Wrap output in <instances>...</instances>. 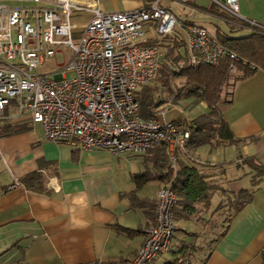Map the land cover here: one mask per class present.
Wrapping results in <instances>:
<instances>
[{"label": "crops", "instance_id": "obj_1", "mask_svg": "<svg viewBox=\"0 0 264 264\" xmlns=\"http://www.w3.org/2000/svg\"><path fill=\"white\" fill-rule=\"evenodd\" d=\"M143 1L123 0L122 9ZM206 1L193 0L194 7L176 4L196 14L202 13ZM238 7L242 16L264 24V0H238ZM204 12L230 26L229 15L212 3ZM75 17L81 26L91 11ZM202 107L205 112V103ZM220 109L238 140L221 144L212 140L197 148L198 167L207 174L225 171L220 180L224 187L234 192L251 190V200L238 212H230L225 233L204 264H264V179L252 186L249 168L242 164L249 156L264 164V70L234 80ZM157 116L185 118L171 107ZM145 155L55 143L39 124H31L26 114L18 115L9 107L0 120V264H129L154 221L162 184L151 179L136 188L132 177L145 169ZM230 161L241 169L240 176H227L225 165ZM34 172L41 175L44 190H30L21 182ZM131 192L137 205L129 198ZM219 196L213 197L211 209L204 214L215 213ZM177 223L169 249L148 264L171 261L173 250L193 241L190 233H196L199 223L191 218Z\"/></svg>", "mask_w": 264, "mask_h": 264}, {"label": "built area", "instance_id": "obj_2", "mask_svg": "<svg viewBox=\"0 0 264 264\" xmlns=\"http://www.w3.org/2000/svg\"><path fill=\"white\" fill-rule=\"evenodd\" d=\"M192 1L144 0L134 8L105 10L101 0H0V120L13 107L39 124L47 139L87 150L142 155L164 142L174 168V151L186 145L189 131L180 119L142 117L135 97L158 73L167 48L159 43L172 38L191 69L238 59L205 27L170 7H194ZM209 1L229 15L235 30L264 35V24L239 13L238 0ZM86 10L91 17L79 26L72 16ZM174 204L170 184H162L154 224L129 264H148L169 249Z\"/></svg>", "mask_w": 264, "mask_h": 264}, {"label": "trees", "instance_id": "obj_3", "mask_svg": "<svg viewBox=\"0 0 264 264\" xmlns=\"http://www.w3.org/2000/svg\"><path fill=\"white\" fill-rule=\"evenodd\" d=\"M240 30L242 29L237 31ZM221 42L237 54L238 59L224 57L217 66L203 64L196 69H191L187 64L186 53L176 49V43L172 38L164 39L159 44L166 45L167 48L160 60L158 73L153 78V83L144 84L136 91L135 97L138 100L139 112L144 118L152 115V113L163 112L180 99L191 98L194 104L205 103V112L190 120L180 119V126L189 131V139L184 147L175 149L174 168L169 164L170 156L166 152V145L161 142L152 145L146 151L144 156L145 169L132 177L137 189L141 184L151 179H157L162 184H170L175 193V204L172 209V218L175 222L181 218H189L194 215L198 212V206H201L199 211L202 209L205 211L213 203L212 199L215 195L220 196L215 203L214 210L220 207L223 193H226L227 204L235 212H238L251 200V190L240 189L234 192L224 187V181L221 182L220 180L225 171L209 174L201 172L198 167L201 163L195 155L197 148L204 144H210L212 140L226 143H234L238 140L234 138L221 114L220 104L224 102L221 100L222 88L231 78L234 81L238 78L247 77L257 69L264 70V35L253 32H248L239 37L224 35V40ZM231 67H235L236 72H238L234 77ZM175 77L183 79L178 88L171 86V81ZM160 87L167 92L170 100L166 101L155 95ZM16 130L10 129V131ZM243 163L248 166L252 177L250 182L255 187L260 180L264 179V164L252 156L243 158ZM237 165L239 166V163ZM21 182L30 190H44L39 173H31L23 177ZM129 198L137 205L135 192H131ZM155 207L156 202L154 213ZM212 214L210 212L208 217L211 218ZM153 224L154 221L151 225ZM176 229L177 226L175 231ZM225 229L226 225L210 242L206 243L207 246L205 247L195 244L193 241L183 242L180 248L172 251L173 259L165 264H204L215 242L225 233ZM190 234L194 237L196 233Z\"/></svg>", "mask_w": 264, "mask_h": 264}, {"label": "rangeland", "instance_id": "obj_4", "mask_svg": "<svg viewBox=\"0 0 264 264\" xmlns=\"http://www.w3.org/2000/svg\"><path fill=\"white\" fill-rule=\"evenodd\" d=\"M165 2V1H164ZM167 2V1H166ZM101 4L103 9L105 10H119L122 9L123 7V0H101ZM211 2L209 0L206 1V3H202L201 6L203 7L202 13H193L191 11H188L187 9H183L182 6L176 3H170V7L173 10L174 13H176L181 19H187L194 20L195 24L201 25L205 27L211 34L216 36L220 41L224 40V35H228L229 37H239L242 35L247 34L245 31H236L233 24L230 22V26L223 22L219 21L220 19H216V17H213L211 15H208L205 11V8H208L210 6ZM73 19H75V15L72 16ZM258 22V21H257ZM220 23V24H219ZM260 23V22H259ZM219 32V33H218ZM259 34V33H258ZM55 60L57 63L61 61V55L57 54L55 56ZM238 72L234 71L232 72V76H236ZM67 76H71L70 73L67 74ZM181 81L183 82V79L180 77H175L172 79L171 86L173 88H178L181 86ZM233 81V78L228 80V83L225 84L222 88V93H221V100H225L226 98L229 97V92L231 89V83ZM153 82L150 81L147 84H152ZM155 95L157 97H161L163 100L165 99L166 101L170 100L171 98L168 96L167 92L161 87L156 91ZM203 104H194L193 100L191 98H186V99H180L176 101V103H173L171 108H175V110L180 111L183 116L186 119H192L195 118L198 114L204 111V107H202ZM224 142H217L216 144H221ZM226 160H228L229 157H225ZM226 171H227V176L228 177H233V175L240 176L241 169L239 170L238 167L235 166V164L230 161L227 162L225 165ZM245 182V177L244 180ZM223 185V184H222ZM226 185V184H225ZM215 198V197H214ZM227 195L226 193H223V198L221 199L220 202V207L215 208V213L212 214L211 218L208 217V213L204 214L205 211L202 209L200 210L201 206H198V212H196L194 215H192L191 220L197 221L199 223V228L196 229V234L193 238V243L202 245V246H207L206 243L210 242V240L213 239V237L218 234L220 230L226 225L227 218L230 215V212L233 211V209L230 208V206L227 204ZM215 200V199H214ZM214 207V206H213ZM211 209L210 206L206 209ZM204 217V218H202ZM208 217V218H206ZM187 218V219H189ZM206 218V219H205ZM175 222V221H174ZM175 226H179L177 222H175ZM179 229V227H178ZM185 264V263H184Z\"/></svg>", "mask_w": 264, "mask_h": 264}]
</instances>
